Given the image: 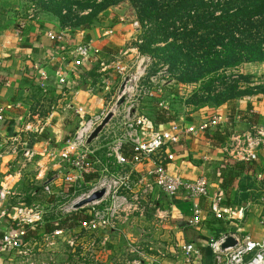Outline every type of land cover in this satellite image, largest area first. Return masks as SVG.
I'll return each instance as SVG.
<instances>
[{"label": "crops", "instance_id": "crops-1", "mask_svg": "<svg viewBox=\"0 0 264 264\" xmlns=\"http://www.w3.org/2000/svg\"><path fill=\"white\" fill-rule=\"evenodd\" d=\"M119 7L120 5L105 10L99 15L93 27L70 36L67 30H61L52 21L44 19L40 21L29 16L25 17L27 19L20 20V0H0V110L3 111L4 119V122H0V186H7L12 191L13 196L9 200L15 199L18 202L21 199L19 193H15L21 181V174H24V169L19 170L25 162L21 156H18L20 149L26 145V148L35 152L30 164L24 163L27 165L25 171L30 170L27 172L34 174L33 177H29L32 193L22 199L24 201L35 199L38 190L35 189L34 180L46 176L47 172L48 175H52L40 186L39 191L44 193L46 192L44 187H48L50 194L58 193L66 188L62 185L61 174L64 171H58L49 155L52 151L59 149L61 143L70 137L82 119L107 114L109 111L113 112V117L92 141V146L97 149L95 154L100 160V164L97 165V174L101 177L103 174L101 170L104 169H111L113 172L120 171L114 157L106 156L104 146L107 143V137L121 134L120 123L125 115L134 118L139 116L147 118L148 116L141 112L142 100L131 101L130 98H126L124 103L116 108L119 88L113 94L115 103L112 102L114 98L111 92L107 97L108 90L113 89L110 87L116 84L114 78L117 74L110 69L111 63L117 58L115 52L132 36V29H135L129 21H124ZM19 22H24L22 28ZM47 33H54L57 37L59 33H63L64 37L50 40ZM85 43L96 48L98 53L92 54L83 67L74 68L72 66L73 49ZM37 64L47 74V80H41L40 72L34 68ZM243 65L240 67L242 68ZM57 69L66 73L67 83L65 85L59 86L56 83L54 72ZM117 85L120 87L121 84L117 83ZM177 90L180 91V89ZM127 91L129 94V90ZM157 94L161 93H153L155 96ZM178 94L180 95L179 92ZM248 104L252 107L250 117L253 121L250 123L241 121L242 114H239L246 111ZM174 106L173 104L169 106V103L167 106L165 104V108L170 109V114L174 115L172 122L161 125L153 124L154 130L164 131L175 126V134L179 136L180 144L174 150L175 159L168 165L169 172L189 180L202 176L209 181L211 191L221 188L220 175L222 172L227 173L230 166L235 163L230 160L225 151L231 138L250 131L251 125L256 129H264V96L245 97L238 100L232 108L226 104L219 107L204 106L196 109L182 104H178L179 108ZM113 107L116 110H113ZM215 115L222 118L219 126L232 125L233 133L224 141L209 140L205 133H186V129L197 128L203 121L209 119L206 116ZM213 131L214 129L211 130ZM137 136L145 141L149 134L137 130ZM11 138L16 142L9 145L8 140ZM257 155L258 159L251 163V171L247 173L248 178L245 183H242L243 176L233 170L231 173H235L236 177L230 181L229 189L221 188L224 192V205L237 210L243 208L244 211L242 219L232 222L231 227L227 228L230 231L224 230V224L216 221L208 213H205V220L201 226H188L189 202L187 203L180 196L169 199L155 192L139 201L143 207L142 213H131L123 226L119 223L114 231L108 233V243L98 255V264H118L113 261L111 263L108 258L106 260V256L108 257L110 251L112 255L116 249L115 246L109 245L111 243L116 245V238L121 237L123 238L122 251H127L125 254L127 256L119 264H182L179 253L174 249L177 244L170 246L172 254L170 253L171 259L169 260L164 259L166 253L161 240L158 243L156 241L154 244H146L145 237L147 238L150 231L151 220L157 219L154 212L149 214L150 216L147 215L149 203L158 208L160 217L168 213L172 218L169 220L178 223V231L175 232L177 240L180 236L183 240H188L190 233H194L192 240L181 244L197 246L201 253V264H207L204 262L206 252L202 250L203 241L219 231L220 234L235 233L238 229L240 230L239 235H249L252 240L260 241L264 234V228L260 223V218L264 217V205L260 201L264 197V191L262 183L256 179V174L264 175V145L259 147ZM151 165V161H145L142 164L128 166L121 171V174H131L132 179L140 178L152 169ZM18 171H20L19 174ZM78 184L80 187L77 188L79 190L77 192L83 193L85 187L88 189L91 187L86 183L83 188V179ZM53 186H56V189L51 191ZM73 188L75 187H70V189ZM200 204L203 210L208 209L207 200L200 199ZM6 209L9 210L10 207L7 206ZM140 219L145 221L143 226L136 224V221ZM4 220L7 219L4 218ZM5 224L4 221L3 227ZM155 232H157V238L163 239L162 231L158 232L156 229ZM133 250L137 253L141 251L139 261L130 259V252ZM145 250L149 252L145 253ZM60 254L57 252L53 255L59 262L65 259ZM215 259L214 257L212 264H215ZM0 264H18V261L12 253L1 251ZM217 264H222V262L218 261Z\"/></svg>", "mask_w": 264, "mask_h": 264}, {"label": "built area", "instance_id": "built-area-1", "mask_svg": "<svg viewBox=\"0 0 264 264\" xmlns=\"http://www.w3.org/2000/svg\"><path fill=\"white\" fill-rule=\"evenodd\" d=\"M22 27L23 24L20 25V28ZM47 36L50 40L64 37L63 33H59L58 37L54 33H47ZM73 50L72 66L74 68L83 67L92 54L98 53V50L89 43L79 44ZM34 68L40 72L39 76L42 81L47 80V74L40 65H34ZM110 69L122 78H128V84H131L132 78L127 76V67L120 63L119 58L111 63ZM54 77L59 86L67 83L66 73L60 69L54 72ZM129 89L133 87L129 85L127 90ZM160 90V88L150 89L145 93L153 95V93H160ZM158 105L166 109L163 103ZM105 115L82 119L70 137L61 143L58 150L52 151L49 155L58 171H64L61 174L62 185L66 187V190L62 189L64 192L67 193L68 189L74 186L72 194L76 193L77 188L80 187L78 183L82 181L85 173L98 172L97 165L100 164V160L95 154L97 149L92 146V143L87 144V140ZM0 122H4L2 109L0 110ZM221 123L222 118L219 115L213 116L203 121L197 128L186 129V133L211 132ZM120 128H122L121 134L111 137L109 135L104 146L106 156L114 157L120 171L101 170L102 176L96 182L89 183L92 187L88 193L91 194L101 189H104L105 193L100 199L91 203L93 205L91 211H88L86 215L82 214L88 219L83 217L79 220L77 227L58 228L50 233L39 232L37 236H30L29 231L34 230L36 225H41L42 210L38 206L28 208L22 205L6 209V204L13 193L7 186H0V252L12 253L22 258L25 264H98V255L108 241V233L115 230L116 225L120 223L119 219L127 220L131 214V207H126L125 204L130 205L131 200L140 201L143 197L155 192L169 199L180 196L189 202L190 216L187 224L190 227L201 226L205 220V213L211 215L216 221H221L222 224H231L242 219L243 208L237 210L225 206L223 190L218 188L211 191L210 183L205 177L199 176L194 180H189L169 172L168 165L175 159L174 150L180 144L179 136L175 134V126L167 131L154 130L153 123L144 116L134 118L125 115ZM137 130L148 133V139L141 140L137 136ZM15 142L13 138L8 140L9 145ZM263 145L264 129H256L251 125L250 131L232 137L225 151L230 160L234 162L254 163L258 159V149ZM18 156L25 160L19 169L21 171L25 167L24 163L32 161L35 152L26 148L25 145L23 149H20ZM145 161H151L152 164V169L146 175L132 179L131 174H121L126 167L142 164ZM256 179L262 183L264 191V175L257 173ZM116 187H120L125 194L118 193ZM44 189L49 193L48 187ZM84 195L83 193L82 196ZM200 199L208 201L206 211L202 209ZM260 201L264 205V197ZM4 221L6 224L3 227ZM260 223L264 228V217L260 218ZM239 234L240 230L237 229L235 233L220 234L218 238L209 237L208 247L215 258L222 264H264V234L260 241L252 240L249 235ZM227 235L233 238L236 244L234 247L220 250V245ZM175 248H177L176 251L180 255L182 264H201V253L194 245L185 243ZM33 251L38 253L45 251L47 257L44 261L37 263L33 260L35 259ZM62 251L67 255L64 261L59 262L53 255L57 252L62 253Z\"/></svg>", "mask_w": 264, "mask_h": 264}, {"label": "trees", "instance_id": "trees-1", "mask_svg": "<svg viewBox=\"0 0 264 264\" xmlns=\"http://www.w3.org/2000/svg\"><path fill=\"white\" fill-rule=\"evenodd\" d=\"M23 2L20 0V9L24 5L29 8ZM125 2L132 7L141 26L140 41L135 47L151 60L147 79L164 67L168 77L178 85L195 86L187 98L178 97L176 89L169 91L179 104L195 109L223 104L232 108L246 96L264 95L263 86L246 87L247 76L233 73L243 64H264V0H27L37 12L32 18L52 21L70 36L93 27L102 12ZM155 97L158 99H150L149 105L141 102V112L155 125L172 122L174 115L170 109L158 105L162 95ZM251 108L248 104L246 111L239 113L241 121H253ZM232 129V125L217 126L205 135L209 140L224 141L233 133ZM251 167V163H233L227 173L220 175L221 188L229 189L230 181L236 177L231 173L233 170L243 176L245 183ZM98 179L97 173H85L83 188ZM72 190L68 189L67 194H72ZM83 217L88 219L80 213H70L60 220L36 225L29 235L71 229ZM219 235L220 231L214 236ZM202 250L207 253L204 262L212 264L211 249L202 247Z\"/></svg>", "mask_w": 264, "mask_h": 264}, {"label": "rangeland", "instance_id": "rangeland-1", "mask_svg": "<svg viewBox=\"0 0 264 264\" xmlns=\"http://www.w3.org/2000/svg\"><path fill=\"white\" fill-rule=\"evenodd\" d=\"M24 2L27 5H29V8L28 7L25 8V5H24V9H20V12H19L20 20L27 19L25 17H28V16L34 17L35 13H37V12H35V9L32 8L30 4L27 3V0H24ZM119 9H121V13L123 14L122 17L124 18V21H129L130 24H133L132 26L136 29V30L132 29V36L129 39H127L126 42L123 45H121L118 48V50L115 52V54L117 55V58H119V60H120V63L126 65L127 76H130L132 78V82L129 85L131 87H133V89H129V94L127 96V99L130 98L131 101H140V100L143 101L144 100L142 103H146L149 105V103H151L150 99L154 98L157 100L158 98H156L155 95H149L145 92L147 90H150V89L158 90L160 88L161 89L160 95H162V100H160L159 102H162L164 105L166 104V106H167V103H169V106H171L173 104V105H175L174 107L179 108V106H178L179 102H177V98L175 97L174 94L170 93L169 91H173L175 89L176 90L180 89V91L177 90V92L180 93V95L178 94V97L187 98L192 93V91H194L195 86H191V85L186 86V85H181V84L178 85L174 80H172L168 77V75L165 73L166 70L164 67L161 68L159 70V72H157L155 75H153L149 79H147L148 67L151 64V60L149 59L148 56L139 54V52L137 51V49L135 47V43L140 41V38L138 37V35H139V32L141 31V26H140L138 20L136 19V15H135L132 7L129 5V3H127V2L121 3ZM38 16H39V18L43 17V15H41V14H38ZM23 23L24 22H19V25H22ZM115 60H116V58H115ZM238 69H241L242 71L238 70ZM233 73L242 74V75L247 76L246 87L247 86L248 87H256L258 85L264 87V64H256V65L246 64V65H243L242 68L239 67L236 70H234ZM123 80H124V78H122V76H120V75H117L114 78V82L116 84L117 83L121 84V82H123ZM116 84H114L113 87H110L113 89L108 90L109 94H107V97H109L108 95H110V92H111V95L114 98L112 100V102H114V100H115V95H113V94L119 88L118 85L116 86ZM164 88H166L167 90L166 89L164 90ZM258 95L264 96L263 94H258ZM246 97H253V96H246ZM146 98H147V100H145ZM109 100L111 101V99H109ZM164 102H167V103H164ZM113 110H116V108L113 107ZM175 111L178 112V110H175ZM143 113H145V112H143ZM210 116H212V115H210ZM215 116H217V115H215ZM206 118H211V117L206 116ZM26 163H27V165L30 164L29 162H26ZM27 165H25V167L23 168L24 174H21V179H20L21 181L19 183L17 190H15V193L16 194L19 193V195L21 196V199L18 202L15 199L9 200L8 201L9 205H7L8 207L11 208V207H16V206L22 205V206H25L28 208H33L35 206H38V208H40L43 212V215L41 216V219H40L41 225H43L47 222L53 221V220H60L61 217H64L65 215L70 214V213L77 212V213L86 215V214H88V211H91V208L93 207L92 204H88V205L83 206L82 208H79V209L73 208V205L75 203H77L81 199H84L87 195L90 194V193H88L90 189H86V188L84 189V191H83V193L85 194L84 196H82L83 193L81 191L70 194V195L67 194L66 192H64V190H60L58 193H51V194L48 193V195L46 192H44V193L40 192L39 191L40 186L44 182H47L50 175H52V174L48 175V172H47L46 176L44 175L39 180H36V179L34 180V185L36 186V187L35 186L34 187H35V189L38 190V193L35 196V199L29 200V201H27V200L24 201L22 198L24 196L29 195V193H32L30 186H29V184H30L29 177H31V176L33 177V175H34V174L32 175L31 172H27L30 170L25 171ZM55 189H56V186H53L51 191H53ZM116 190L120 194H125V192L120 187H116ZM51 199H52V201H50ZM19 203H21V204L19 205ZM129 203H130V205L125 204V206L131 207L130 213L134 214V213H142L143 212V207L138 200L137 201L131 200ZM189 209H190V203H188V210ZM122 210H123V207H122ZM147 211H148V213H147L148 216H150L149 214H152V212H154V214L156 215V218L158 220L155 218H154L155 221L151 220L152 225L149 226L150 231L147 235V238L145 237L146 244H148V243L154 244L156 241L158 243L161 240L160 242H162V245H164V248H165L164 252L166 253L164 259L169 260V259H171L170 253L172 254V251H170V246H172L174 244H177L179 246L184 241L192 240L191 237L193 236L194 233L193 232L190 233V238H188V240H185V239L183 240L181 236L177 240V238L175 236V232L178 231L177 230L178 229V223H175L174 221L169 220V219H172L170 214L165 213V216H163V218H161L159 216L158 208H156V206L154 204H151V203H149ZM118 221L120 223H122V226L125 223L124 218H121ZM133 221L135 222V220H133ZM157 221H162V222L158 223ZM137 223H139V225H142L145 223V221L140 219V220L136 221V224ZM223 224L225 226L224 230L230 231L227 228L231 227L232 224H230V223H223ZM117 225H116V227H117ZM156 229L158 232L162 231L163 239L156 237L157 236L156 235L157 232H155ZM158 229H160V230H158ZM133 239H134V237H133ZM115 242H117L116 245L115 244L112 245V243L109 245L111 247L115 246L116 249H114V252L112 255L110 254L111 251L109 252L108 257L106 256V260L108 258V260L111 263L113 261V262H117L119 264V263H122V261H124V259H126L125 256H127V255H125V254L127 253V251L126 252L122 251V245H123V238L122 237L116 238ZM209 242H210L209 238H205V241H203L204 247L210 249L208 247ZM177 245H175V247ZM174 249H177V248H174ZM61 250H62V248H61ZM136 250H133L132 252H130V259H133L134 261L135 260L139 261L141 259V256L139 255V253L141 251H139L137 253V252H135ZM148 252L149 251L145 250V253H148ZM33 253H34L33 258L35 257V259H33V260L37 263L40 261H44V259L47 257L46 256L47 253L45 251H43L41 253H38L37 251H33ZM211 253H212L213 258H214L215 255L213 254V252H211ZM152 254H156V253L152 252ZM206 254L207 253H205V258H207ZM60 255H62L63 258H66L67 254L63 253V251H62V253ZM14 257L18 261V264H25V263H23L22 258H19L16 255H14ZM109 257H112V258L109 259ZM63 258H61V259H63Z\"/></svg>", "mask_w": 264, "mask_h": 264}, {"label": "water", "instance_id": "water-1", "mask_svg": "<svg viewBox=\"0 0 264 264\" xmlns=\"http://www.w3.org/2000/svg\"><path fill=\"white\" fill-rule=\"evenodd\" d=\"M129 87L128 84V78H125L124 81L121 83L120 87H119V98L116 102V108L120 107L124 101L126 100L128 94H127V89ZM113 117V112L109 111L104 118L102 119V121L99 123V125H97L95 127V129L92 131V133L90 134L88 140H87V144L92 143L93 140L96 139V137L98 136V134L104 129V127L109 123V121L111 120V118ZM105 193L104 189L95 191L93 193H91L88 197L81 199L80 201H78L77 203H75L73 205L74 209H79L85 205L91 204L92 202L100 199ZM236 244L235 240L231 237H229L228 235L224 237V242L221 243L220 245V250H223L225 248H231L234 247ZM218 260L215 259V264H217Z\"/></svg>", "mask_w": 264, "mask_h": 264}]
</instances>
